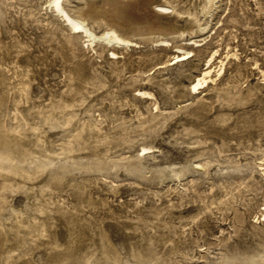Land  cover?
Returning a JSON list of instances; mask_svg holds the SVG:
<instances>
[{
  "label": "rangeland",
  "instance_id": "1",
  "mask_svg": "<svg viewBox=\"0 0 264 264\" xmlns=\"http://www.w3.org/2000/svg\"><path fill=\"white\" fill-rule=\"evenodd\" d=\"M188 1L150 0L143 25L174 30L110 59L47 0H0V264H226L264 250V0H216L207 18L208 0ZM175 47L194 55L173 63ZM215 51L212 83L192 93Z\"/></svg>",
  "mask_w": 264,
  "mask_h": 264
},
{
  "label": "bare ground",
  "instance_id": "2",
  "mask_svg": "<svg viewBox=\"0 0 264 264\" xmlns=\"http://www.w3.org/2000/svg\"><path fill=\"white\" fill-rule=\"evenodd\" d=\"M95 1L97 0H89L86 1L84 0L83 5L82 6H78L75 5L77 7H74V12L70 13L69 11H67L65 9V7L63 6V2L64 0H47V4L48 7L50 8V11L52 12V14L58 18L60 21H62L66 27H68V29L70 31H72L74 34L79 35L84 37L83 39H85V41L87 42V48H91L93 51L96 52L97 48H110L108 50V55L110 59H117L118 58V54L116 53L115 50H121V51H127V48L130 47L131 44H137L135 42H133L132 37H136V36H142V35H151L153 33L156 32H161V33H166V28H168L169 30H174L173 26L170 25V23L166 22V25H164L161 22V19L158 20V18L156 20H152V21H148L150 24L148 26L143 25L144 23V18H146V15L141 14V10H143L144 6H148V2L150 0H141L139 3L136 2H124L123 0H102L101 3H96ZM188 1V0H186ZM202 1V0H201ZM207 1V0H206ZM72 2V1H71ZM157 2V1H156ZM166 2V1H165ZM191 2V1H188ZM216 0H208L207 1V5L205 6V9H207V11L203 14L204 17H210V14L212 13L213 8L216 5ZM82 3V2H81ZM219 3V2H218ZM76 4V3H75ZM80 4V3H79ZM161 4V3H160ZM166 4V3H164ZM176 4V3H175ZM204 4V3H203ZM163 5V4H162ZM187 5V4H186ZM185 5V6H186ZM195 5V4H194ZM202 5V2H201ZM173 6V5H172ZM191 3L187 6V13L188 14V10L190 9ZM199 6V5H198ZM35 7V6H34ZM203 7V6H202ZM72 8V7H71ZM185 8V7H184ZM194 8V7H193ZM40 9V8H39ZM148 10V8H146ZM158 14H159V18L160 17H167V15H169V8L168 7H160V10H157ZM203 11V10H202ZM38 12V11H37ZM49 12V11H48ZM150 10L149 13L150 14ZM179 12V11H178ZM184 12V11H183ZM156 13V14H157ZM191 13V12H190ZM196 13V12H194ZM154 14V15H156ZM157 14V16H158ZM46 15V14H45ZM52 15V16H53ZM174 15V14H173ZM195 15V14H194ZM196 16V15H195ZM153 16H151L152 18ZM170 17V16H169ZM169 17H167L169 19ZM176 17V16H175ZM47 18L49 19L48 15ZM156 18V17H155ZM163 18V19H164ZM174 19V17H171ZM181 18V17H180ZM183 18V17H182ZM154 19V18H153ZM193 20H196L195 17L192 18ZM191 19V20H192ZM149 20V18H148ZM170 20V19H169ZM46 21V20H44ZM43 21V22H44ZM163 21V20H162ZM167 21V19H166ZM175 21V20H173ZM146 22V21H145ZM178 22V21H177ZM189 22V20H188ZM46 23V22H44ZM43 23V24H44ZM176 23V22H175ZM186 23V22H185ZM193 23V22H192ZM172 24V23H171ZM190 24V23H189ZM60 25V24H59ZM182 25V24H181ZM191 25V24H190ZM189 25V26H190ZM195 25V24H194ZM44 26H46L44 24ZM63 26V25H62ZM61 26V27H62ZM101 26L103 27L101 32H96L95 28ZM188 28L190 29L191 27ZM192 26V25H191ZM185 27V26H184ZM183 27V28H184ZM201 27V25L199 26ZM182 29V27H180ZM66 29V28H65ZM180 29V30H181ZM202 29V28H201ZM204 29V28H203ZM178 30H176L177 32ZM183 31V30H182ZM192 32V30H191ZM70 33V32H69ZM169 33V32H168ZM173 33V32H172ZM160 34V33H159ZM150 37V36H149ZM162 39V38H159ZM168 39V38H167ZM143 40V39H141ZM170 40V39H169ZM84 41V42H85ZM145 41V40H144ZM156 41V40H155ZM177 41V40H176ZM83 42V43H84ZM154 41H152L153 43ZM174 42V41H173ZM195 42V41H193ZM155 43V42H154ZM149 45V44H148ZM152 45V44H151ZM150 45V46H151ZM25 46V45H24ZM158 48L161 51H167V49L169 47H171V43L168 40H160L158 41ZM184 46V45H183ZM152 47V46H151ZM188 48V47H187ZM117 50V51H118ZM141 50V49H140ZM159 50V51H160ZM215 50V49H214ZM175 53H177L176 55H173L172 58L170 60L173 61V63H179L181 61L184 60H188L190 57H192L194 55L193 50L191 49H186V48H182V47H175ZM196 52V51H194ZM125 53V52H124ZM128 53V51L126 52ZM153 53V52H152ZM212 53V52H210ZM217 53V51L213 52V54L210 56V58L208 59V61H205V68L203 69V71L200 73V75L195 76L193 82L190 84V91L192 93H199L201 88H204L206 86H208L209 82L212 83L213 79H212V75L211 73L213 72L212 69V63L215 59V54ZM122 55V54H121ZM135 55V54H134ZM168 56V55H166ZM170 56V55H169ZM168 56V57H169ZM165 57V56H164ZM121 59V57H120ZM47 61V60H46ZM14 62V61H13ZM135 62V61H134ZM133 62V63H134ZM148 62V61H147ZM162 62V61H161ZM164 62V60H163ZM162 62V63H163ZM166 62V60H165ZM171 62V61H170ZM220 65L218 67L217 74L219 75V73H221L224 63L223 60L219 61ZM12 63V62H11ZM132 63V64H133ZM161 63V64H162ZM9 64V63H8ZM16 64V63H15ZM164 64V63H163ZM162 64V65H163ZM10 65V64H9ZM136 65V63H135ZM143 65V64H142ZM141 66V65H140ZM218 66V65H217ZM152 67V66H151ZM15 68V67H14ZM13 68V69H14ZM152 69V68H151ZM149 69V70H151ZM15 70V69H14ZM17 70V69H16ZM135 70V69H134ZM148 70V72H149ZM142 71V70H141ZM134 73V72H133ZM146 73V72H145ZM144 73V74H145ZM16 74V73H15ZM141 74V73H140ZM143 77V76H142ZM233 77V76H232ZM15 78V77H14ZM215 78V77H214ZM122 79V77H121ZM232 80V79H231ZM129 81V80H128ZM26 83V82H25ZM162 87V86H161ZM20 88V87H19ZM138 88V87H137ZM206 90V89H205ZM150 91V90H149ZM24 92V91H23ZM137 95L140 96L143 99H151L154 97V95H152L151 92H148L146 90H142V89H137L136 90ZM135 93V92H134ZM20 94V93H19ZM200 95V94H199ZM155 99V98H154ZM135 102V101H134ZM155 103V102H154ZM153 103V104H154ZM156 104V103H155ZM132 106V105H131ZM153 106V105H152ZM177 106V104H176ZM158 106L156 105V108ZM155 108V109H156ZM15 109V108H14ZM153 109V108H152ZM160 110V109H159ZM76 112V111H75ZM137 113V112H136ZM17 114V113H16ZM188 115V114H187ZM18 120V119H17ZM223 121V120H222ZM250 123V122H249ZM187 130V129H186ZM188 131V130H187ZM191 132V131H190ZM200 132V131H199ZM193 133V132H191ZM127 137V136H126ZM128 139V138H127ZM206 139V138H205ZM202 142V141H201ZM204 143V142H203ZM70 144V143H69ZM188 144V143H187ZM190 144H195L196 143H190ZM189 147V146H188ZM141 155L145 156L147 154H152L153 152H155V149L152 147H148V146H142L141 147ZM264 152V151H263ZM196 157V156H195ZM198 157V155H197ZM264 157V156H263ZM199 158V157H198ZM262 158V157H261ZM156 159V158H155ZM208 159V158H207ZM204 160V159H203ZM257 160V159H256ZM260 160V159H259ZM257 160V161H259ZM262 160V159H261ZM260 160V162H261ZM206 161V160H204ZM197 162V161H196ZM211 162V161H210ZM209 162V164H210ZM208 163V162H207ZM253 163V162H252ZM195 164V163H194ZM264 164V163H263ZM127 165V164H126ZM205 165V164H204ZM258 167V164L256 165ZM262 166V165H261ZM264 166V165H263ZM194 167V165H193ZM196 168L197 169H202L203 168V164H196ZM206 168V167H204ZM254 168V167H253ZM259 168V167H258ZM262 170H264V167L262 168ZM147 173V172H146ZM145 173V174H146ZM198 173V172H197ZM253 173V171H252ZM251 173V174H252ZM262 173H264L262 171ZM264 175V174H263ZM140 176V175H139ZM249 177V174H248ZM189 178V177H188ZM145 180V179H144ZM163 180V179H162ZM161 180V182H162ZM184 180V179H183ZM255 180V179H254ZM168 181V180H167ZM198 181V180H197ZM189 182V181H188ZM193 183V182H192ZM251 183V182H250ZM256 183V182H255ZM258 183V182H257ZM254 184V183H253ZM47 186V185H46ZM171 186H169L170 188ZM145 188V187H144ZM177 188V186H176ZM183 188V187H182ZM43 189V188H42ZM264 189V188H263ZM235 190V189H234ZM162 191V190H161ZM182 191V190H181ZM37 192V191H36ZM146 192V191H145ZM168 192V191H167ZM202 192V191H201ZM95 193H93L94 195ZM133 195V194H132ZM134 198V197H133ZM221 199V198H220ZM120 200V199H119ZM110 201V200H109ZM115 201V200H114ZM262 206V205H261ZM264 209V207H263ZM264 214V213H263ZM115 215V214H114ZM257 215V214H256ZM263 216V215H262ZM118 217V215H117ZM264 217V216H263ZM195 218V217H194ZM255 219V218H254ZM194 220V219H193ZM195 221V220H194ZM194 221L192 223H194ZM257 221V219H256ZM191 222V221H190ZM135 224V223H134ZM131 226V225H130ZM134 226V225H133ZM187 226V225H186ZM129 229V228H128ZM141 230V229H140ZM191 230V229H190ZM254 230V229H253ZM127 231V230H126ZM151 231V230H150ZM153 231V230H152ZM260 231V230H259ZM150 233V232H149ZM153 233V232H152ZM243 238V237H242ZM192 241V240H191ZM130 242V241H129ZM235 243V242H234ZM246 243V242H245ZM263 243V242H262ZM108 246H111L110 241H108ZM233 246V245H232ZM264 246V244H263ZM58 247V246H57ZM234 247V246H233ZM237 247V246H236ZM226 248V247H224ZM235 248V247H234ZM238 248V247H237ZM257 248V247H256ZM236 249V248H235ZM245 249V248H243ZM224 250V249H223ZM228 249H226L227 251ZM230 250V249H229ZM233 250V249H232ZM250 250V249H249ZM252 250V249H251ZM250 250V251H251ZM258 250V249H256ZM235 251V250H234ZM233 251V252H234ZM242 251V250H241ZM245 251V250H244ZM254 251V250H253ZM259 251V250H258ZM248 252V251H247ZM119 252L116 251L114 254V256H117ZM175 253V252H174ZM231 253V251H230ZM242 253V252H240ZM248 254V253H247ZM252 254V253H251ZM173 255V254H172ZM240 255V254H239ZM223 256V254H222ZM221 256V257H222ZM230 255L228 254V257ZM225 257V256H223ZM241 257V256H240ZM243 257H244V253H243ZM233 258V256H232ZM171 259V258H170ZM221 262H225L226 264H264V250L260 251L258 253L252 254V255H246L244 260L242 261H237V259H232L227 258L225 261ZM218 263V262H217ZM216 263V264H217ZM220 263V262H219ZM223 264V263H222Z\"/></svg>",
  "mask_w": 264,
  "mask_h": 264
}]
</instances>
